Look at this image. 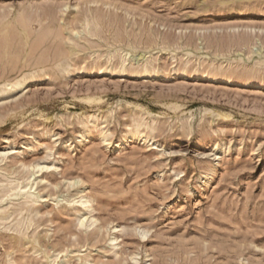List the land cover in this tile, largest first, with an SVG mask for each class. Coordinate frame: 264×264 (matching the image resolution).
<instances>
[{
	"label": "rangeland",
	"instance_id": "1",
	"mask_svg": "<svg viewBox=\"0 0 264 264\" xmlns=\"http://www.w3.org/2000/svg\"><path fill=\"white\" fill-rule=\"evenodd\" d=\"M0 153V264H264V0H0Z\"/></svg>",
	"mask_w": 264,
	"mask_h": 264
},
{
	"label": "bare ground",
	"instance_id": "2",
	"mask_svg": "<svg viewBox=\"0 0 264 264\" xmlns=\"http://www.w3.org/2000/svg\"><path fill=\"white\" fill-rule=\"evenodd\" d=\"M145 73H146V72H145ZM137 131H138V130H137ZM140 136H142V135H140ZM130 137H131V136H130ZM125 138H126V137H125ZM139 138H140V137H139ZM143 138H144V137H143ZM0 154H2V153H0ZM5 154H6V153H5ZM3 155H4V154H2V156H0V157H1L3 160H5V159H6V156H7V154H6V155H4V156H3ZM7 157H8V156H7ZM2 159H1V160H2ZM38 167H39V166H38ZM41 168H42V167H41ZM32 175H33V174H32ZM32 175H31V176H32ZM27 186H28V185H26L25 187H27ZM78 201H80V199H79ZM85 219H86V218H85Z\"/></svg>",
	"mask_w": 264,
	"mask_h": 264
}]
</instances>
